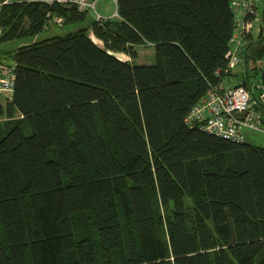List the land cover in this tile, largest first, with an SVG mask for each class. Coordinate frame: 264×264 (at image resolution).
<instances>
[{"label": "trees", "instance_id": "16d2710c", "mask_svg": "<svg viewBox=\"0 0 264 264\" xmlns=\"http://www.w3.org/2000/svg\"><path fill=\"white\" fill-rule=\"evenodd\" d=\"M117 15L19 46L4 53L10 62L0 54L15 65L0 105L11 117L0 136V264H264V146L184 119L226 75L229 0H118ZM87 16L6 4L0 45L49 32L52 17L63 28ZM144 44L150 64L116 55L132 60ZM252 70L264 90V69Z\"/></svg>", "mask_w": 264, "mask_h": 264}, {"label": "built area", "instance_id": "2783aa9c", "mask_svg": "<svg viewBox=\"0 0 264 264\" xmlns=\"http://www.w3.org/2000/svg\"><path fill=\"white\" fill-rule=\"evenodd\" d=\"M97 1L99 0H0V10L3 5L11 3H45L49 6L55 4L73 6L79 12L91 15L92 20L100 24L108 19L118 18V0H110L115 10L107 17L98 12ZM229 2L234 30L224 54L226 75L218 84L207 88L202 99L191 108L184 119L189 126H196L201 131L223 140L239 143L245 140L244 130L255 131L264 137L263 84L258 80L252 84L251 79L247 78L245 86L241 82L242 76L233 75L234 69L246 67L245 56L248 46L254 42L252 32L255 30L258 34L261 30V35L264 36V0H229ZM46 16L49 18L50 12H47ZM51 22L52 27H62L61 20L55 17L51 18ZM1 32L0 28V36ZM217 74L219 75V72ZM234 78L238 80L233 82ZM14 81L15 65L0 61V98L4 102L12 100ZM242 113H245L244 116H240Z\"/></svg>", "mask_w": 264, "mask_h": 264}, {"label": "rangeland", "instance_id": "374dc122", "mask_svg": "<svg viewBox=\"0 0 264 264\" xmlns=\"http://www.w3.org/2000/svg\"><path fill=\"white\" fill-rule=\"evenodd\" d=\"M96 8H97L98 12L105 17L110 16L115 10V7H113V4L110 0H99V1H97ZM89 21H92L91 15L87 16L85 23L82 25H74V26L63 27V28H57V27L51 26L49 32L44 31L41 34L36 35V36H32V37L28 36V37H25L22 39L15 40V41L10 42V43L0 45V54H2V56H4V55L6 56V54L8 52H12L14 49H16L19 46H23V45L25 46V45H28L29 43L31 44V43H34L38 40L45 39V38L50 37V36L66 35L67 33L76 31L79 27L85 26L87 23H89ZM87 31H88V37L90 38V40L92 42H94L96 45L102 46V43L92 35V32L90 31V29H88ZM252 36H253L254 42L252 43L251 46H249L251 49H249L246 54H247V59H249V61H248V76L249 77L248 78H249V80L251 79L252 84H254L258 80L259 76L255 75L254 70H252V69L256 68L257 71L264 69V37H262L260 40L257 39L258 35L255 33V30L252 32ZM151 48L152 47L147 45V44H144L143 47L134 46V51L136 52V57L132 60L127 55H124L123 53H120V54L116 53V55L120 59H122L124 61H128L131 64L132 63H139L141 65L150 64L153 61V55H154V53L152 54L153 51ZM258 52H261L262 55L260 57H258L257 61H253V59L251 58V57H253L252 54L253 53L257 54ZM4 53H6V54H4ZM6 57H7L6 61L10 62L11 58L9 56H6ZM233 71L235 74L238 73V74H240L239 76H242V74H243V76L245 77V70L244 69L236 68ZM236 80H238V79L234 78V82ZM254 93H256V92H254ZM0 105L3 108V110L6 109L5 108V102L2 98H0ZM10 119H11V117H8L4 114L2 116H0V136L4 133V131L6 129L5 123ZM25 133H28V131H26ZM243 135H244L245 142L247 144H252L254 146H259V147L264 146V137L262 134H259L255 131H251V130L250 131L244 130Z\"/></svg>", "mask_w": 264, "mask_h": 264}, {"label": "crops", "instance_id": "0c3cea01", "mask_svg": "<svg viewBox=\"0 0 264 264\" xmlns=\"http://www.w3.org/2000/svg\"><path fill=\"white\" fill-rule=\"evenodd\" d=\"M258 35V34H257ZM259 36V35H258ZM140 47H143V45H141ZM152 47V46H151ZM136 48V47H135ZM152 49V51H153V48H151ZM154 53V51L152 52V54ZM125 55V54H124ZM134 64H137V65H141V64H139V63H134ZM245 70V69H244ZM237 75H240V74H238V73H236ZM235 73L233 74V75H236ZM242 76H243V74H242ZM236 77V76H235ZM244 77V76H243ZM249 76H248V74H247V72H246V70H245V79H247ZM234 80V79H233ZM259 81V80H258ZM234 82V81H233Z\"/></svg>", "mask_w": 264, "mask_h": 264}, {"label": "water", "instance_id": "95a60500", "mask_svg": "<svg viewBox=\"0 0 264 264\" xmlns=\"http://www.w3.org/2000/svg\"><path fill=\"white\" fill-rule=\"evenodd\" d=\"M261 22H263V19H261ZM258 35H259L258 37H260V36H261V30H259V33H258ZM244 114H245V113H242V114H240V116H244Z\"/></svg>", "mask_w": 264, "mask_h": 264}]
</instances>
